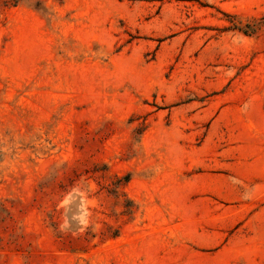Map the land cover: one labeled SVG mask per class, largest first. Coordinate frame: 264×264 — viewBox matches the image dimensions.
<instances>
[{
    "label": "rangeland",
    "instance_id": "1",
    "mask_svg": "<svg viewBox=\"0 0 264 264\" xmlns=\"http://www.w3.org/2000/svg\"><path fill=\"white\" fill-rule=\"evenodd\" d=\"M264 0H0V264H264Z\"/></svg>",
    "mask_w": 264,
    "mask_h": 264
},
{
    "label": "trees",
    "instance_id": "2",
    "mask_svg": "<svg viewBox=\"0 0 264 264\" xmlns=\"http://www.w3.org/2000/svg\"><path fill=\"white\" fill-rule=\"evenodd\" d=\"M13 1L18 2L19 0H13ZM261 25H264V18H262V22H258V23L254 22V23L246 24L244 25L243 30L242 28H238V29H240V31H242L244 34H252Z\"/></svg>",
    "mask_w": 264,
    "mask_h": 264
}]
</instances>
